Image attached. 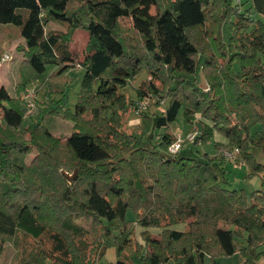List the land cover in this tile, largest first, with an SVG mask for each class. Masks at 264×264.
<instances>
[{"label":"trees","instance_id":"16d2710c","mask_svg":"<svg viewBox=\"0 0 264 264\" xmlns=\"http://www.w3.org/2000/svg\"><path fill=\"white\" fill-rule=\"evenodd\" d=\"M246 2L250 7L242 12L231 0H0V25L18 28L23 39L16 48L23 59L15 94L0 85V252L21 230L51 247L50 256L38 252L22 264H104L110 248L115 264H203L207 256L236 253L239 264H264V163L257 159L258 153L264 157V119L257 112L264 110V24L248 12L264 17V0ZM211 7L225 22L205 37L201 52L190 33L204 31ZM50 23L65 29L46 32ZM225 25L232 32V55L244 59H239L242 69L232 76L226 72L230 81L220 99H206L197 93L199 73L226 57L220 37ZM78 30L88 39L72 112L52 95L63 94L69 83L64 73L79 59L70 49ZM142 70L151 79L149 92L139 86L136 98L151 93L167 104L146 114L144 132L127 136L120 118L128 108L135 110L137 101L127 93ZM166 79L173 86L163 96L154 83ZM35 81L43 85V101L36 102L38 115L25 125L19 95ZM89 95L95 107L87 108ZM225 104L253 106L252 120L218 125L227 114L221 110ZM181 109L188 124L196 114L213 124L203 125L191 144L206 143L216 128L239 150L236 163L246 165L247 179L260 180L259 188L248 196L230 188L217 156L168 152L176 139L169 128ZM86 114L90 121L83 120ZM58 120L72 122L64 140L52 132ZM163 222L186 229L166 230L161 238L143 232L145 245L136 242V224L159 228ZM89 247L94 257L81 260Z\"/></svg>","mask_w":264,"mask_h":264},{"label":"rangeland","instance_id":"374dc122","mask_svg":"<svg viewBox=\"0 0 264 264\" xmlns=\"http://www.w3.org/2000/svg\"><path fill=\"white\" fill-rule=\"evenodd\" d=\"M235 4L241 5L240 8L243 11L249 9L250 2H246L247 0H231ZM249 16L253 18L257 23L261 21L264 24V17L259 14L252 13V10L249 11ZM151 14H155V10L151 9ZM220 10L214 9L211 7L210 12L208 13V19L204 26V31L201 29L194 30L190 33V37L194 44L198 47V49L202 52L206 49L204 46L206 40L205 37L213 36L211 35L213 32H219L222 24L225 22V18L220 16ZM122 25L124 26L123 30H126V27L129 26L128 21H122ZM257 25V24H256ZM63 23H50L46 32L50 31H64ZM234 29V28H233ZM83 31V30H79ZM85 32V31H83ZM232 35L230 31L229 25H225L222 33L220 35L221 42L224 44V49L226 50V57L220 58L218 61L214 62L212 68H202L199 77L200 80L197 84L198 90L197 93L200 92L201 95L206 96V99L217 100L220 99V95L226 91V88L229 83V77L226 72L229 73L230 76L236 75L241 72V64L240 61L243 62L244 59L235 57L232 55L230 48L228 47L229 36ZM87 41V36L84 33L80 35H76L74 38V43L72 45V52L77 55V58H82V49ZM210 43L213 44V39H209ZM23 42V39L20 36L19 29L12 25H0V84L5 87L9 94L14 95L15 85L19 80V67L22 61V52L16 50L18 45ZM214 55L217 57L220 55L217 50L216 45L211 46ZM209 50V49H208ZM75 55V56H76ZM5 56H9L8 60L5 62L2 59ZM234 57L231 61V64L228 67V58ZM77 60L75 67L67 70L64 73V76L69 78V83L66 85L63 94H54L52 95V99H56L57 101H61L63 107L70 111H74L75 106L77 104V98L81 93V79L83 69L80 67V60ZM239 59H241L239 61ZM54 67L49 66L47 68L46 74L47 76H51L53 74ZM229 69V70H228ZM209 78V79H208ZM150 76L147 74L145 70H142L137 76V78L133 81V83L129 86V95L133 100L137 102H143L146 104L147 108L144 111L137 112L134 109H127V112L124 113L121 118V130L127 136H138L141 132H144V129L147 128L145 121L146 114L152 115L154 112L162 111L166 106L167 99L164 97L158 98L151 93H148L144 98L138 100L136 98L135 90L142 86L145 91L147 89L146 84L150 82ZM220 84L218 85V83ZM158 88L163 90L161 95H167V89L169 90L173 86V80L166 79L165 81L160 80L154 83ZM191 88V87H190ZM193 88V87H192ZM29 89L33 92L34 97L31 102L33 103V107H28L29 99L26 98V90ZM190 89H184L185 92H189ZM149 92V91H148ZM44 88L43 85L39 81H35L31 83L25 91L19 95V100L23 103L25 107V121L24 124L28 125L33 119H35L38 115V110L36 107V102L43 101ZM213 104L216 105L218 102H213L210 104V108L212 109ZM87 108L95 107L96 101L95 99L89 95L87 97ZM245 108L241 107H230L228 105H223L221 110L226 111L227 114L222 115L221 118H218V121L215 122L219 125L223 122H228L230 126L234 124H246L252 120L249 119L251 111L253 110V106ZM223 112V113H224ZM257 112L260 114L259 116L264 119V110L261 107H257ZM143 113V114H142ZM225 118V119H224ZM91 115L86 114L83 117V120L90 121ZM247 119V120H246ZM144 120V123L142 121ZM195 120V121H194ZM193 124H188L184 120L183 109L180 110L175 122L170 125L169 132L172 133L175 138L180 137L183 140L186 138L188 134H194L198 136L200 131L202 130V126L206 128V125L212 126L211 121L202 117L200 114H196L194 118ZM229 126V125H228ZM227 126V127H228ZM72 128V122H67L64 120H58L52 132L54 136H59L61 139L68 137ZM257 129V128H256ZM165 130H158V133H163ZM150 135V132H148ZM214 144L217 145V148L214 147ZM197 155L207 153L209 157H219L222 158L223 168H227V181L230 185V188L236 190H244L245 194L248 196L250 193L259 188L260 180L257 177H253L250 179L246 178L247 175V167L242 162L237 164L236 162L239 160L240 153L239 150L235 147H231L228 145L227 139L215 128L213 129L212 138L204 144H191L185 142L183 144V148L181 150V154ZM259 158L258 161L264 163V157L262 153H258ZM68 174V173H66ZM72 176V174H68ZM128 179V178H126ZM185 224H173L167 225L163 222L159 228L149 227L142 228L138 224L135 226V240L136 242L143 246L145 242L141 237V233L146 232L148 236L161 238V235L166 230H175V231H183L185 230ZM51 247L47 243V241L39 240L38 238L32 237L30 234L24 231H18L17 235L14 238L6 241L1 245L0 252V264H22L26 260L32 259L35 254L38 252L43 253L42 257H47L50 254ZM48 254V255H47ZM50 256V255H49ZM83 261L88 258L94 257L93 250L91 247L86 250L82 255ZM104 257V258H103ZM102 257V262L104 264H115L116 263V251L113 248L107 250L105 255ZM240 257L239 254H234L232 256H215L213 259L209 256L205 257L203 264H239ZM51 264V263H49ZM169 264H174V262H170Z\"/></svg>","mask_w":264,"mask_h":264},{"label":"built area","instance_id":"2783aa9c","mask_svg":"<svg viewBox=\"0 0 264 264\" xmlns=\"http://www.w3.org/2000/svg\"><path fill=\"white\" fill-rule=\"evenodd\" d=\"M8 58H9V56H5L2 59V61L5 62L6 60H8ZM26 93H27L26 98L29 99L28 107H33V103L31 102V100L34 97V94L29 89L26 90ZM146 108H147V106L145 103L140 102V101L136 103L135 110L137 112L144 111ZM195 139H196V136L194 134H188L184 140L180 137H176L175 141L168 147V152L171 155H175L182 149V145L185 142L193 143Z\"/></svg>","mask_w":264,"mask_h":264},{"label":"crops","instance_id":"0c3cea01","mask_svg":"<svg viewBox=\"0 0 264 264\" xmlns=\"http://www.w3.org/2000/svg\"><path fill=\"white\" fill-rule=\"evenodd\" d=\"M81 33H84L86 36H87V39H88V35H87V33L86 32H83V31H76L75 32V34L73 35V42H72V44H71V46H70V49L72 50V45H73V43H74V38H75V36L76 35H80ZM80 60V59H79ZM83 75H84V70H83V72H82V77H83ZM81 81H82V79H81ZM1 85V84H0ZM3 86V85H2Z\"/></svg>","mask_w":264,"mask_h":264}]
</instances>
